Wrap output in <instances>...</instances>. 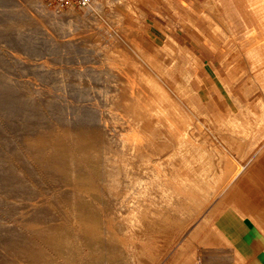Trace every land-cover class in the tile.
Wrapping results in <instances>:
<instances>
[{
	"label": "rangeland",
	"instance_id": "374dc122",
	"mask_svg": "<svg viewBox=\"0 0 264 264\" xmlns=\"http://www.w3.org/2000/svg\"><path fill=\"white\" fill-rule=\"evenodd\" d=\"M40 2L0 0V264H202L214 209L184 225L200 215L170 195L180 149L128 84L165 72L161 35L186 19L170 0ZM212 8L198 28L229 27Z\"/></svg>",
	"mask_w": 264,
	"mask_h": 264
},
{
	"label": "crops",
	"instance_id": "0c3cea01",
	"mask_svg": "<svg viewBox=\"0 0 264 264\" xmlns=\"http://www.w3.org/2000/svg\"><path fill=\"white\" fill-rule=\"evenodd\" d=\"M170 1L186 19V29L173 25L161 35L174 57L152 82L130 79V91L152 104L149 113L162 115L161 134L180 149L172 177L182 186L170 187V195L181 198V210L200 215L184 225H202L214 209L197 236L202 264H264V104L254 107L255 95L264 93V0ZM208 6L229 27L198 28L193 19L203 24ZM192 253L179 261L195 264Z\"/></svg>",
	"mask_w": 264,
	"mask_h": 264
},
{
	"label": "built area",
	"instance_id": "2783aa9c",
	"mask_svg": "<svg viewBox=\"0 0 264 264\" xmlns=\"http://www.w3.org/2000/svg\"><path fill=\"white\" fill-rule=\"evenodd\" d=\"M56 9L63 8H86L90 5L91 0H49Z\"/></svg>",
	"mask_w": 264,
	"mask_h": 264
},
{
	"label": "bare ground",
	"instance_id": "6f19581e",
	"mask_svg": "<svg viewBox=\"0 0 264 264\" xmlns=\"http://www.w3.org/2000/svg\"><path fill=\"white\" fill-rule=\"evenodd\" d=\"M32 1H33L34 4H38V5H40L42 7V3L40 2V0H32ZM99 5H100L99 0H93L92 3H90V5L87 8H88V10H90L92 8H97V6H99ZM66 16L68 18H70V17H74L75 15L71 14L70 12H68ZM2 98H4V97H2ZM8 99H9V97H8Z\"/></svg>",
	"mask_w": 264,
	"mask_h": 264
}]
</instances>
